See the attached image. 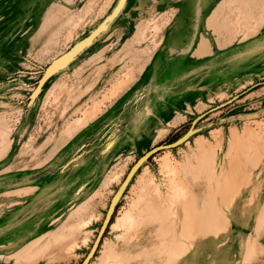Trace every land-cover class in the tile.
Returning <instances> with one entry per match:
<instances>
[{
	"label": "rangeland",
	"instance_id": "obj_1",
	"mask_svg": "<svg viewBox=\"0 0 264 264\" xmlns=\"http://www.w3.org/2000/svg\"><path fill=\"white\" fill-rule=\"evenodd\" d=\"M238 2L0 0L1 263L80 264L113 205L86 264H264V0Z\"/></svg>",
	"mask_w": 264,
	"mask_h": 264
},
{
	"label": "water",
	"instance_id": "obj_2",
	"mask_svg": "<svg viewBox=\"0 0 264 264\" xmlns=\"http://www.w3.org/2000/svg\"><path fill=\"white\" fill-rule=\"evenodd\" d=\"M51 71H52V68H51L50 66L47 67V68L44 70V72H43V74H42V77L40 78V80H39V82H38V84H37V87L35 88V90H34L33 93H32V96L35 95V93H36V92L38 91V89L40 88V85H41L42 82L48 77V75L50 74ZM178 143H179V141H178V140H175V141L170 142V143H165V144L157 145V146H155V147L149 149V150L143 155L142 158L145 159V158H147L148 156L152 155L154 152H157V151H159V150H161V149L174 147V146L177 145ZM136 165H137V164H136ZM136 165H135V166H136ZM113 209H114V206H113V205H110V207H109V209H108V211H107V213H106V215H105V217H104V219H103V222H102V224H101V226H100V228H99V231H98V233H97V235H96V237H95V239H94V241H93V243H92V245H91V247H90L89 252L87 253V255L85 256V258L83 259V261H82L80 264H86V263L89 261V259L92 257L94 251L96 250V248H97V246H98V244H99V242H100V240H101L102 234H103V232H104L106 226L109 224V219H110L109 216H110V214H111V210L113 211ZM0 264H4V263H1V262H0Z\"/></svg>",
	"mask_w": 264,
	"mask_h": 264
},
{
	"label": "bare ground",
	"instance_id": "obj_3",
	"mask_svg": "<svg viewBox=\"0 0 264 264\" xmlns=\"http://www.w3.org/2000/svg\"><path fill=\"white\" fill-rule=\"evenodd\" d=\"M233 3L235 4V6H238V3H239V2H238V0H233ZM214 24H215V23H214ZM212 25H213V24H212ZM212 35H213V34H212ZM119 82H120V81H119ZM121 82H122V79H121ZM78 121H79V120H78ZM153 189H154L156 192L158 191L156 187H154ZM155 191H154V192H155ZM173 191H174V190H173ZM156 192H155V193H156ZM157 195H158V193H157ZM111 213H112V210H111ZM110 216H111V214H110ZM110 216H109V217H110ZM129 217H131V216H129L127 213H125L124 215H122V217L117 218L116 221L112 222V223H111V226L116 227V226H117L122 220H124V221H125V220H126V221H129V220H128ZM130 221H131V219H130ZM121 223H122V222H121ZM125 223H126V222H125ZM128 223H129V222H128ZM69 232H71V231H69ZM66 235H67V234H66Z\"/></svg>",
	"mask_w": 264,
	"mask_h": 264
}]
</instances>
